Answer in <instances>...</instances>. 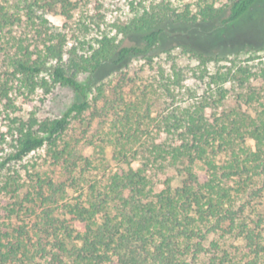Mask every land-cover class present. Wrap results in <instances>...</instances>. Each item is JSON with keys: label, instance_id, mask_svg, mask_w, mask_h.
<instances>
[{"label": "trees", "instance_id": "1", "mask_svg": "<svg viewBox=\"0 0 264 264\" xmlns=\"http://www.w3.org/2000/svg\"><path fill=\"white\" fill-rule=\"evenodd\" d=\"M257 2L0 0V264H192L209 234L236 228L237 198L264 183V44L206 52L169 34L221 29ZM133 61L145 75L130 85L79 78ZM58 86L78 100L41 114ZM100 116L92 152H77L74 124ZM243 238L264 264L262 233ZM209 264L241 262L224 250Z\"/></svg>", "mask_w": 264, "mask_h": 264}, {"label": "rangeland", "instance_id": "2", "mask_svg": "<svg viewBox=\"0 0 264 264\" xmlns=\"http://www.w3.org/2000/svg\"><path fill=\"white\" fill-rule=\"evenodd\" d=\"M95 0H92L94 2ZM108 9L113 11L121 5V0H99ZM49 20L56 26L63 23V18L56 14L50 15ZM169 38H181L186 40L194 47L206 52L229 53L242 44L259 46L264 44V2L255 3L241 18L229 25L218 29L213 23H200L196 25H174L170 27ZM125 43L138 44L140 39L133 35L124 40ZM177 52V50H174ZM163 55V51H159ZM141 61H133L123 66L107 62L92 75L82 74L79 78L82 81L99 84L101 81L117 77L113 80L116 84L125 86L130 85L129 78H134L139 82L144 77ZM78 96L68 87L58 86L47 95L43 101L35 102L34 107L38 108L43 115H60L72 102L77 101ZM32 104H23V114L30 110ZM75 137L79 139L76 146L77 152L90 154L92 152V140H95L102 130V117H97L90 125L74 124ZM43 150L29 156L27 161L40 163ZM110 157L109 151L106 153ZM114 163H111L113 168ZM78 192L67 188V191L58 193L55 200L60 202L61 198H71ZM58 206L56 203L52 207ZM235 209L238 212V219L235 221V229H230L227 222L223 223V229L208 235L204 245L208 251L196 255L191 260L192 264H209L211 256L221 254L224 250L231 254H236L241 264H251V254L245 255L247 240L243 237L247 232L256 234L262 233L264 236V183L260 179L247 192L239 196L236 200ZM241 225V226H240ZM243 230V231H241Z\"/></svg>", "mask_w": 264, "mask_h": 264}]
</instances>
